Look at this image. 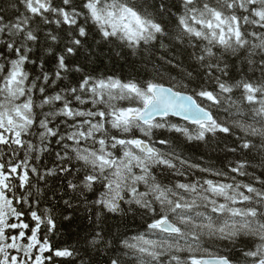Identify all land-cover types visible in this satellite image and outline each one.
Wrapping results in <instances>:
<instances>
[{
	"label": "snow or ice",
	"instance_id": "1",
	"mask_svg": "<svg viewBox=\"0 0 264 264\" xmlns=\"http://www.w3.org/2000/svg\"><path fill=\"white\" fill-rule=\"evenodd\" d=\"M104 48L146 75L97 73ZM229 137L220 168L182 148ZM101 261L264 264V0L0 5V264Z\"/></svg>",
	"mask_w": 264,
	"mask_h": 264
},
{
	"label": "trees",
	"instance_id": "2",
	"mask_svg": "<svg viewBox=\"0 0 264 264\" xmlns=\"http://www.w3.org/2000/svg\"><path fill=\"white\" fill-rule=\"evenodd\" d=\"M3 3L4 0H0V5ZM94 70L97 73L116 74L122 77L146 75L139 58L129 55L127 51L121 57H118L114 52H109L107 48L101 50V54L94 65ZM225 143L231 144L232 138L229 137L226 140L221 138L218 141L209 142L207 145L202 142H191L182 145V148L184 153L193 161H199L205 166L211 165L220 168L223 167L227 160L234 159V157L222 151ZM201 157H203L202 161L200 160ZM92 198L91 194H89V199ZM125 208L127 209V206ZM69 211L72 212V219L70 221H63L58 216V231L62 233L65 241L72 243L78 237L84 235L90 222L87 219L88 214L82 206L78 207L75 211ZM64 214L67 215L69 213L65 212ZM108 223L113 225V231L118 229L129 236L135 234L138 230H143L139 227L141 221L138 215H135L133 212H128L123 217L110 214ZM94 258L100 259L98 256ZM100 264H102V261Z\"/></svg>",
	"mask_w": 264,
	"mask_h": 264
}]
</instances>
